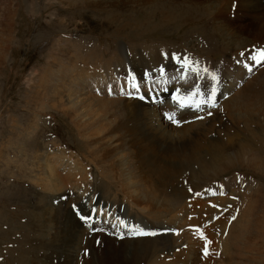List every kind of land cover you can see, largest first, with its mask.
<instances>
[{
	"label": "bare ground",
	"instance_id": "obj_1",
	"mask_svg": "<svg viewBox=\"0 0 264 264\" xmlns=\"http://www.w3.org/2000/svg\"><path fill=\"white\" fill-rule=\"evenodd\" d=\"M122 1L128 4L125 5L126 9L124 7L119 10H123L125 16L122 13H112L111 8H119ZM168 1H173L177 7L180 6L179 3L187 4L188 10L189 6L193 5L200 17L194 23L193 29L189 27L190 29L184 31L181 44L155 40L152 44L145 45L146 42L142 38L132 39L127 44L119 43L113 52H107L109 48H104L96 55L91 50H82L84 48L78 43V47L72 46V49L78 48V55L73 51L68 55L69 67L68 64L63 66L59 56L58 59L53 60L57 67L49 72L48 76L44 75L45 81L51 78L53 81L40 83L34 102H38L36 104L38 107H43L45 106L43 98L51 95L48 88L52 86L56 88L54 91L59 90L60 93L54 92L55 95L48 96L53 99L51 107L56 108L60 104L64 107H62L64 112L69 113L78 129L79 137L85 141L88 154L85 159L89 163L98 165L101 176L106 177L107 172L112 173V178L117 181L116 185L120 189L123 188L122 192H126L124 202L128 203L127 208L130 205L142 206L143 209L155 207L174 210L181 207L183 210L189 209L186 207L190 205L196 210L199 208L197 214L202 215L207 211L206 209L211 208V205L207 207L204 206L206 203H197L190 199L189 203L182 205L184 200L190 197L185 184L187 185L189 180L193 182L198 178L202 181H199L201 184L209 185L207 190L215 189L219 192L218 185H211V182L221 175L237 172L239 167L252 169L254 165L248 164L257 157V147L264 144V67L256 72L255 65L250 75L243 65L235 61L240 58L241 53H244V62L250 66L254 65V61L249 60L248 57L264 50V12L260 11L263 6L255 0H78V14L88 19L87 15L91 14L80 10L86 8L95 10L101 14L99 17L104 19L105 25H111L107 30H113L120 39L127 38L128 31L132 28L142 31L151 27V32L156 30L160 32L170 27L173 28V34H181L182 28H186V25L172 27V24L177 23V19L170 14ZM155 2L159 7H156ZM13 3V0H8V5L4 6L6 10L3 16V4L0 0V27L4 26L5 31L12 29L14 17L10 16V11L17 12ZM143 9L157 10L154 12V18L158 22L150 26L152 21L148 18L152 14L147 13L144 16L147 24L132 23V18L138 12H135L134 16L127 15V12L134 10L140 12ZM107 14L110 15L108 20L105 17ZM208 16L214 21L205 22V17ZM78 20L81 21L79 16ZM112 23L118 25L113 26ZM94 29L95 25L78 27V37H76L80 40L78 42L91 34L101 35L98 33L103 31L101 28ZM1 32L3 29L0 30ZM70 38V34L66 33L65 37L58 38L56 42L59 47L61 43L71 44ZM141 41L145 43H139ZM1 43L2 40L0 45ZM162 53L168 54L167 59ZM172 53L179 54L181 58L189 56L197 61L201 69L199 75L203 79L198 81L196 73L190 72L186 81L180 80L183 70L178 71L180 66L171 59ZM162 65L166 72L164 79L169 80L164 87L170 91L179 87L183 92H187L197 83H200L202 89H206L210 86V81L208 74L202 70L206 68L209 73H216L222 82V94L217 96L218 106L212 109L205 108L203 112L191 109L180 111L177 118L186 122L177 126L165 122L163 116L165 112L179 110L165 97V92H159V96H156L160 86L153 85L151 80L147 83L149 88L154 89L151 95L140 86V93L145 95L146 102L122 94V91L127 93L132 89L126 82L128 72H131L137 80H146V73L156 78L159 75L156 70ZM68 69H72L70 74L74 81L72 80L71 85L75 93H70L63 99L62 93L66 90L64 77ZM173 76L177 79L172 80ZM54 78L58 85H54ZM171 81L173 82L170 83ZM109 86H111V94ZM154 98L163 102L156 103ZM208 111L212 112L211 116L207 115ZM36 113L39 114V111ZM197 116H203L204 119H197ZM36 127L37 120L28 129H36ZM241 132L244 133V137L240 136ZM34 152L30 168L31 175L34 174L31 182L38 186V189L54 193L68 185L75 190L85 189L80 181L87 179L89 170L81 161L82 158L75 159L72 153H67L58 147L56 152L46 154L45 148L39 145ZM256 163L258 165V160ZM154 170L163 174L158 176V181L162 186H167L166 189L157 185ZM21 176L23 177V174ZM238 177L246 178L244 174L237 172L232 178L223 180L225 188L230 192L238 190L237 185L240 183ZM243 188L246 192L244 198L247 204H251L257 194L256 183L245 180ZM162 192L163 194L160 195L159 193ZM98 204L100 202L95 201L94 206ZM126 205L124 203L122 205L124 211ZM160 215L161 213H155L152 217L158 218ZM171 220L181 222L182 218L171 217ZM245 223V219L242 218L236 226L237 232L242 230L243 237ZM112 229L115 232L111 230L110 233L119 235L117 228L112 227ZM146 239L143 238L136 243L144 244ZM232 239L225 244V248L232 247ZM149 242L154 245L152 239ZM237 258H240L239 253Z\"/></svg>",
	"mask_w": 264,
	"mask_h": 264
},
{
	"label": "rangeland",
	"instance_id": "obj_2",
	"mask_svg": "<svg viewBox=\"0 0 264 264\" xmlns=\"http://www.w3.org/2000/svg\"><path fill=\"white\" fill-rule=\"evenodd\" d=\"M13 1L17 12L10 11V16L14 17L11 24L12 29L5 31L4 26L0 27V30L3 29L0 33V40H2L0 45V264H198L202 262L200 258L202 260L205 258L201 253L204 250L201 248V241L205 244V239H201L194 233V237L187 233L188 230L194 232L196 225L203 232L204 237L211 241L209 244L210 258L204 264H264V144L257 147V157L251 164H248L254 165L252 169L247 167L237 169V172L246 176L240 179L237 185L238 190L230 192L225 188L223 181L232 178L237 172L221 175L211 182V185H218L217 187L223 185L226 195H208L206 190L209 185L201 184L202 181L198 178L193 182L189 180L188 184H185L190 197L184 200L183 206L184 203H189V199L197 203H206L204 206L207 207L209 205L219 206L206 209L207 211L202 213L203 216L197 214L199 208L196 210L190 205L186 207L189 209L183 210L181 207L174 210L155 207L143 209L142 206L130 205L127 208L128 203L124 202L126 192H122L123 188L121 190L116 185L117 181L112 178V173L107 172L106 177L101 176L98 165L89 163L85 159L88 155L85 141L79 137L78 129L69 113L64 112V107L60 104L56 108L51 107L53 99L50 97L55 95L54 92L60 93L59 90L54 91L56 88L52 86L48 88L51 95L43 98V105H45L43 107H38L36 105L38 102H34L41 86L40 83L53 81L52 78L49 81H45L44 78V75L48 76V73L57 67L53 60L59 56L63 66L68 64L69 67L68 55L71 51L78 55V48H76L78 43L81 48H84L82 50H91L96 55L99 54L100 49L109 48L106 51L113 52L119 43L127 44L132 39L140 38L145 40V45L152 44L155 40L170 41L179 45L182 43L181 36L184 31L190 29L189 27L193 29L194 23L200 18L196 13V8L191 5L188 10L187 4L179 3L180 6L177 7L173 1H168L169 12L177 19V23L172 24V27L186 25V28H182L181 34H173V28L170 27L160 32L159 30L151 32V27L142 31L132 28L128 31L127 38L120 39L113 30H107L111 25H105L104 19L99 17L101 14L95 10L89 8L80 10L91 14L87 15L88 19L85 18L86 16L82 18L78 14V0H72V2L70 0ZM255 1L264 8L262 0ZM1 2L3 4L2 13L5 16L4 6L8 5V0H1ZM125 5L128 6L123 2L118 6L119 8L112 7L111 12L122 13L125 16L126 13L122 12L123 10L119 11L124 7L126 9ZM155 5L159 7L157 2ZM262 8L260 11L264 12ZM156 11L134 10L127 12V15L134 16L135 12H138L132 18V23L147 24L144 16L151 13L148 19H151L150 26H152L156 21L158 22L154 18ZM108 15H105L107 20L110 17ZM78 16L81 21L78 20ZM99 18L103 21H99ZM211 18L208 16L204 20L213 22ZM122 21L125 20L122 19ZM112 24L113 26L118 25ZM89 25H95L96 30L101 28L103 31L98 32L101 35L91 34L78 42L80 41L76 38L78 27ZM66 33L71 36V44L61 43L60 48L56 41L58 38L65 37ZM72 46H76L74 47L76 50L72 49ZM235 61L241 65L245 63L242 55ZM260 69L259 65L254 67L256 72ZM70 72L72 69H68V76L64 77L66 90L62 93L63 99H65L64 96L75 93L71 85L73 77ZM251 73L252 71L250 75ZM56 84L58 85L54 78V85ZM37 111L39 114L36 113ZM35 120H37L36 129H28ZM76 123L78 124V120ZM21 135L23 136L20 137ZM241 135L244 137L243 132L240 133ZM35 142L38 145L34 144ZM39 145L45 148L46 154L56 152L58 147L67 153H72L75 159L82 158L81 161L89 170L87 179L80 181L85 189L75 190L69 185L57 193L38 189V186L31 182L34 174L31 175L30 168L32 155ZM154 172L157 185L162 186L158 181V176H163V174L158 170ZM245 180H251L257 186V194L251 204H247L244 198L246 195L243 188ZM162 187L167 188V186ZM197 193L204 195L197 196ZM206 195L212 198L207 199L204 197ZM95 201L100 204L94 206ZM123 203L126 205L125 211L122 208ZM92 207L97 208L96 217L101 221L112 222L109 228L113 225L118 226L117 217H119L130 225H151L153 228L159 227L158 229H163L165 225L168 228L172 227V230L175 228L177 230L173 236L176 238L163 234L161 237L150 238L154 243L151 245L147 237H145L147 241L144 244H139L136 242L143 238L117 241L104 232L90 235L89 229L76 219L74 210L82 215H93ZM100 209H104L103 215L100 214ZM155 213H161L162 216L152 217ZM233 215L236 219L230 222ZM171 217H181L182 220L177 222L171 220ZM213 217H218V219H213ZM242 218L245 219L244 226L248 230L244 229V237L241 236L242 230L237 232L238 228H236ZM107 233L113 235L108 231ZM231 239L232 247L225 248V244ZM241 239H243L242 242H240ZM234 243L236 244L233 245ZM237 245H239L238 248ZM238 253L240 258H237Z\"/></svg>",
	"mask_w": 264,
	"mask_h": 264
},
{
	"label": "snow or ice",
	"instance_id": "obj_3",
	"mask_svg": "<svg viewBox=\"0 0 264 264\" xmlns=\"http://www.w3.org/2000/svg\"><path fill=\"white\" fill-rule=\"evenodd\" d=\"M162 55L167 59V57H168L167 53H162ZM241 55L243 56L244 53H241ZM171 59L180 66L178 71H180V69L183 70V71H181V75L179 77L180 80L186 81L188 79V74L190 72L196 73L198 81L203 79L199 75L201 69H199L197 61L192 60L189 56H184L183 58H181L179 56V54H176V53L171 54ZM248 59L254 61V65L250 66L249 64L244 63L243 66L245 67V69H247V71L251 72L255 65H259L261 67H264V50H260V51H258V53L249 56ZM156 71H158V73H159L158 77L153 78V77H151L150 73H146L145 79L151 80L153 85H159L160 86L159 91H157V93H156V96L158 97L159 92H167L168 91V88L164 87V85L168 84L169 80L164 79L166 72H165V67L163 65ZM202 71L204 73L208 74V79L210 81L209 87H207L206 89H202L200 83H197L191 90H189L187 92H183L181 88L177 87L175 89V91H173L171 93V100H172L173 104L179 110L191 109L194 111L203 112L205 110V108L212 109V108H216L218 106L217 105V96H218V94H222L221 93V88H222L221 79L216 73H214V72L209 73L208 69H206V68L203 69ZM129 77H130L131 88H133L137 93L140 92V85L135 82V77H133L131 75V73L129 74ZM171 79L176 80L177 77L173 76V77H171ZM153 91H154V89H149L148 94L151 95ZM109 93L111 94V86H109ZM122 94L129 95V96L132 95L131 92L125 93L123 91H122ZM138 98L140 100H145L146 97H145V95H140ZM154 102L162 103L163 101L154 98ZM207 115L211 116L212 112L208 111ZM164 117L168 121H170L172 124L177 125V126H179L182 122H186V121H181L180 119L177 118V112L176 111L165 112ZM196 118L200 119V120L204 119L203 116H197ZM237 179L240 180L242 178L238 177ZM219 189H220L219 192H217L215 189H208V190H206V192H208L210 195H213V196H215V195H226V192L224 190L223 185H220ZM196 195L202 196L203 193H197ZM233 199H236V198L233 197ZM211 206L212 207H219L218 205H211ZM74 208H75V206H74ZM225 211H227V209H225ZM91 212L93 215H80V219L85 221V222H91L93 220L94 215L97 212V208L92 207ZM103 213H104V209H100V214L103 215ZM213 219H218V217H213ZM235 219H236V216L233 215L230 218V222L234 221ZM117 221H118V226L113 225V227H117V231L119 232V237L121 239H123L125 235L131 236V237H146V236L157 235L156 232L145 231L144 229L140 228L139 225H130L126 221H124L123 219H120L119 217H117ZM105 222H107V221H105ZM120 229H124L126 231L121 232V231H119ZM93 230L94 231H102L103 229H95L94 228ZM196 231L199 232L201 239H205V246H204L203 254L205 257H207L210 255V253L208 251V245L211 243V241L207 240L206 237H204L203 232H201L199 229H196ZM85 254L87 255V251L85 252Z\"/></svg>",
	"mask_w": 264,
	"mask_h": 264
}]
</instances>
